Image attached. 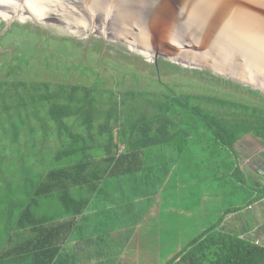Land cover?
<instances>
[{"label": "trees", "instance_id": "obj_1", "mask_svg": "<svg viewBox=\"0 0 264 264\" xmlns=\"http://www.w3.org/2000/svg\"><path fill=\"white\" fill-rule=\"evenodd\" d=\"M4 27L5 23L0 20V32ZM12 28L6 38L19 30L18 25ZM65 42L82 46L71 40ZM168 65L166 61L159 60L153 71L160 75L161 66ZM173 69L180 71L178 67L173 66ZM133 78L139 77L134 73ZM218 80L264 101V94L258 90L224 78ZM152 82L161 91L151 94L162 95L165 93L163 90L168 91L157 101L153 98L144 100L146 92L103 91L102 94L108 96L99 98L102 94L99 95L98 90L83 85L15 82L17 90L23 87L31 92L27 98L32 106L35 107L36 96L40 103H45L47 113L46 119H42L34 113L32 117L23 116L20 111L18 122L10 120L11 128H7L12 138L8 141L5 135L3 139L0 136V147L5 149L0 152V159L5 160L0 162V238L10 247L4 253L7 261L20 263L22 260L19 257L24 252L22 256L25 258H21L25 261L65 264V243L76 233L79 238L86 236L88 241L95 240L97 235L102 243L105 242L103 245H110L111 251H122L121 247L109 241L108 236L96 231L93 223L94 198H100L101 188L107 191L114 181L115 188L133 179L137 188L135 198H141L145 189L150 188L143 182V177L151 172L163 171V177L167 178L173 172L171 166L179 160L175 155L180 157L188 145L202 139L208 146H220L225 152H233L238 142L247 135L260 139L264 145V106L259 108L248 100L238 102L206 97L207 107L203 108L199 104L193 105L190 103L193 99L177 94L162 81L152 79ZM35 91H41V94L36 95ZM114 94L122 97L117 98ZM194 97L196 101L202 100V97ZM10 100H16L18 106L24 102L20 95L10 97ZM12 108L15 107L6 106V113ZM37 118L41 120L37 121ZM36 130L44 132L45 140L33 139ZM49 134L57 137L59 148L54 152L47 147ZM11 147L16 150L11 152ZM160 149L159 152L166 156L164 163L152 165L145 162L148 153L155 151V158ZM3 164L6 171L13 168L11 174L14 179L6 180ZM238 175L245 178L237 168L234 178ZM250 188L251 200H246V208L264 201V187L257 185V188ZM123 194L131 199L129 192ZM15 197L20 200H15ZM15 202L20 205L9 210V204L15 206ZM5 206L8 211L2 213ZM135 207L132 204L133 211ZM245 207L225 210L218 222L207 231L194 235L176 255L167 251L166 264H264V246L257 242L262 240V233L246 236L245 233L221 229L227 216L237 214ZM135 212L129 217L128 227L135 228L142 220L141 213L137 214L140 210ZM84 217H90L87 225ZM88 225L94 231H87ZM18 226L22 232L18 231ZM21 234L22 237H30L20 245L17 235ZM136 249L132 246L129 252L136 255Z\"/></svg>", "mask_w": 264, "mask_h": 264}, {"label": "crops", "instance_id": "obj_2", "mask_svg": "<svg viewBox=\"0 0 264 264\" xmlns=\"http://www.w3.org/2000/svg\"><path fill=\"white\" fill-rule=\"evenodd\" d=\"M203 141L202 139L188 145L186 152L180 157L175 155L179 160L171 166L173 172L169 173L167 178L163 177V171L151 172L143 177V182L150 188L145 189L141 198H135L137 188L133 179L127 180L128 185L124 183L126 185L121 184L115 188L113 180L107 191L101 188L100 198H94L96 206L92 212L93 223L96 231L103 233L105 237L108 236L109 241L121 247L122 251L115 252L112 261L103 260L112 256L111 252L106 251L110 249V245H103L105 242L102 243V239L97 235L95 240L88 241L86 236L79 238L76 233V239L71 237L65 243V264H166L167 251L172 254L174 248L180 249L174 253L176 255L185 247L181 244V236L187 227L192 225V219L195 221L193 230L204 232L218 222L225 210L241 206L244 208L246 200H251L250 187H264L262 141L253 135H247L238 142L233 152H225L217 145L208 146ZM159 151L161 149L157 152ZM151 153L145 158L146 163H164L166 156L159 152L154 158L155 151ZM252 156L257 157V162L252 161ZM237 168L243 173L244 179L241 175H238L240 179L234 178ZM124 192H129L131 199L124 195ZM15 200L20 199L15 197ZM15 203V206L9 204V210L20 205ZM263 203L264 201L255 203L237 214L227 216L221 229L249 236L256 227L252 217ZM132 204L136 206L134 211ZM5 207L2 213L8 211V207ZM137 210H140L137 214L141 213L142 220L138 218L141 222L135 228L128 227L129 217L134 216L133 212L136 213ZM87 220H90V217L83 218L85 225ZM18 228V231H23L19 226ZM86 230L94 231L90 225ZM17 236L20 237L17 241L20 245L30 237H22V234ZM93 246L95 251L91 250ZM132 246L137 248L136 255L131 254V251L127 253ZM166 247L169 250L166 251ZM9 249L8 244L2 243L0 238V264H11L4 254ZM23 253L19 257L22 261L18 264H37L34 260L25 261Z\"/></svg>", "mask_w": 264, "mask_h": 264}, {"label": "rangeland", "instance_id": "obj_3", "mask_svg": "<svg viewBox=\"0 0 264 264\" xmlns=\"http://www.w3.org/2000/svg\"><path fill=\"white\" fill-rule=\"evenodd\" d=\"M20 6L24 8L23 5L18 3L14 11ZM22 8L16 12L18 19H15L11 25L0 16V20L5 23L4 29L0 32V134H2L0 136L2 139L4 135L8 141L12 138L8 134L7 128H11L10 120L18 122L20 111L23 112V116L30 115L32 117L34 113V115L36 114L40 118L46 119L47 109H45V103H40L36 96V108L32 106L27 98L28 95L31 96V92L29 90L26 91L23 87L18 90L14 88L15 82L18 80L25 81L26 83H49L51 85H83L93 88L95 91L98 90L97 93L99 95L103 91L111 93L146 92L147 97L145 96L144 100L153 98L157 101L164 97L165 93H168L165 89L163 90L165 93L162 95L151 94L161 91L158 85L152 82V79H158L176 90L177 94L187 95L190 99H193L190 102L193 105L199 104L203 108L207 107L206 97L238 102L248 100L251 102V105L259 106V108L264 106V101L259 97L252 96L241 89H236L232 85L219 82V78H224L222 76L212 72L208 74L204 70L175 64V62L164 57H159L157 62L163 60L169 63V65L161 66L160 69L162 71L158 75V73L153 71V67L157 65L154 52L132 47L115 38H105L96 32L97 28L92 31V24L87 19H82L81 21L86 22L85 26L88 24L91 27L83 29L76 26L77 24L73 25L71 21L65 22L58 19L35 20L30 16L23 15L27 11ZM21 17H24V20ZM12 25H18L19 30L6 38L7 32L13 31ZM80 25L84 24L80 23ZM65 40H71L74 44L81 43L82 46L71 45L65 42ZM173 66L178 67L180 71L173 69ZM134 73L139 78H133ZM224 79L234 82L226 78ZM97 83H102V85H98ZM27 92L29 93L27 94ZM35 94L40 95L41 91H35ZM19 95L23 98L24 102L18 106L17 101L10 100V97ZM114 95L115 97L118 96L117 98L122 97L117 94ZM107 96L102 94L99 98ZM194 96L202 97V100L198 99L200 101H196ZM125 98L129 99L128 96ZM144 100L143 103H145ZM6 106H13L15 108L6 113ZM148 110L151 111L152 109ZM219 110L225 111L223 108H219ZM36 120L40 121L41 119L37 118ZM51 126H53L52 123ZM43 133L41 130L34 131L33 136L35 138L33 139L37 141L45 140V135H42ZM54 137L55 135L49 134L46 141L48 150L52 152L59 148L56 142L57 137ZM39 147L40 145H38ZM4 150V147H0V152ZM15 150L14 147L10 149L11 152ZM251 158L252 161L257 162V157L252 156ZM4 161V159H0L1 163ZM2 168L7 173L6 180L14 179V175L11 174L14 172L13 168H8V171H6L4 164ZM252 218L256 227H254L255 230L250 235L254 236L257 232L262 233V240L258 239L259 241L257 242L264 246V203ZM193 225H195V221L192 219V225L187 227L181 236V244L183 246L187 245L192 237L198 233L197 230H193L195 227ZM94 249L95 247L93 246L91 250L95 251ZM167 250H169L168 247H166ZM178 250L180 249L174 248L172 253ZM106 251L107 253L111 252L112 256L103 260L112 261L115 251H111V249H106Z\"/></svg>", "mask_w": 264, "mask_h": 264}, {"label": "water", "instance_id": "obj_4", "mask_svg": "<svg viewBox=\"0 0 264 264\" xmlns=\"http://www.w3.org/2000/svg\"><path fill=\"white\" fill-rule=\"evenodd\" d=\"M45 1L41 4L47 9L52 8V16L47 13L38 17V14L33 13L32 5L39 4L40 0H15L14 9L18 3L24 8L20 6L10 17H5L0 11V16L11 25L18 19L16 12L22 8L27 11L23 15L35 20L58 19L71 21L73 25L77 24L83 29L88 27L78 16L75 17L77 19L74 18L76 12L73 9L65 12L63 5L64 9L60 13L57 9L61 7L58 0L56 3ZM68 2L86 9V19L92 24V31L97 28L96 32L105 38H115L132 47L152 51L156 56V63L159 57H164L175 64L215 73L264 94V88L252 80L260 70L264 72V0ZM111 8L121 12L122 17L124 14L128 17L123 21L104 20V24L102 21L98 23L101 19L95 22L97 13ZM147 31L150 36L144 35ZM180 53L183 54L179 55Z\"/></svg>", "mask_w": 264, "mask_h": 264}, {"label": "bare ground", "instance_id": "obj_5", "mask_svg": "<svg viewBox=\"0 0 264 264\" xmlns=\"http://www.w3.org/2000/svg\"><path fill=\"white\" fill-rule=\"evenodd\" d=\"M42 1L44 2L45 0H40V3L39 4L37 3L36 5H32V7H33V13L38 14L39 15L38 17H42L44 14H47V13L49 15H51L52 8H48V9L45 8L44 4H41ZM51 1H50L51 3H53V2L56 3L57 2V0H51ZM58 1H59L58 4L61 7L57 8V9L59 10L60 13H61L60 10H63L64 9V6H65V12H68L70 10L72 11V9L76 12L74 18L76 16L79 17L78 18L79 20H82V19H86L87 18V11H86L85 8H81V7L77 6V5H76L77 7H75V6L71 5L70 2H68V0H66V1L65 0H58ZM14 3H15V0H0V11H2V13H3V15L5 17H10L11 15H13V13H14L13 6L15 5ZM54 9H56V8H54ZM67 15H69V13H67ZM69 17H71V16L69 15ZM127 17H128L127 14H124V16L122 17V13L121 12L117 11L116 9H112L111 8V10H105V9H103L101 12L97 13V15L94 17V20H95V22H97L99 19H101V20L98 21V23L100 21H102V23L104 24V22H103L104 20L105 21H108V22L109 21H115L114 19H117L118 21H123V19H125ZM21 18L23 19L24 17H21ZM75 19H77V18H75ZM108 24L109 23H107V25ZM87 28H90V26L88 25ZM144 35L145 36H150L148 31L145 32ZM139 41L142 44H144V42L142 40H139ZM182 54L183 53H180L179 55H182ZM258 73L259 74L258 75H255V77L252 80L255 81L258 85H260L261 87L264 88V72H262L260 70Z\"/></svg>", "mask_w": 264, "mask_h": 264}]
</instances>
